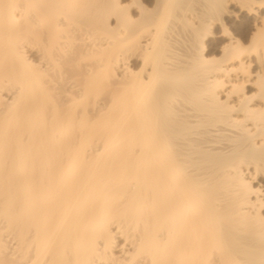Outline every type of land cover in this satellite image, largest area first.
I'll return each mask as SVG.
<instances>
[{
  "label": "bare ground",
  "instance_id": "obj_1",
  "mask_svg": "<svg viewBox=\"0 0 264 264\" xmlns=\"http://www.w3.org/2000/svg\"><path fill=\"white\" fill-rule=\"evenodd\" d=\"M0 264H264V0H0Z\"/></svg>",
  "mask_w": 264,
  "mask_h": 264
}]
</instances>
